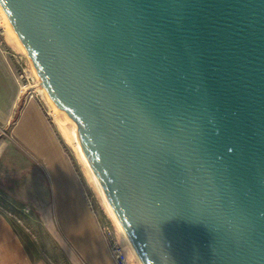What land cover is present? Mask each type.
<instances>
[{
    "label": "water",
    "instance_id": "1",
    "mask_svg": "<svg viewBox=\"0 0 264 264\" xmlns=\"http://www.w3.org/2000/svg\"><path fill=\"white\" fill-rule=\"evenodd\" d=\"M138 264H264V0H0Z\"/></svg>",
    "mask_w": 264,
    "mask_h": 264
},
{
    "label": "crops",
    "instance_id": "2",
    "mask_svg": "<svg viewBox=\"0 0 264 264\" xmlns=\"http://www.w3.org/2000/svg\"><path fill=\"white\" fill-rule=\"evenodd\" d=\"M18 49L6 34L0 46V264H56L29 251L10 219L18 208L42 216L47 231L58 239L59 264H114L54 128L37 104L29 100L21 105L16 62L4 53L17 54ZM50 111L55 117L51 106ZM7 151L16 156L4 157Z\"/></svg>",
    "mask_w": 264,
    "mask_h": 264
},
{
    "label": "rangeland",
    "instance_id": "3",
    "mask_svg": "<svg viewBox=\"0 0 264 264\" xmlns=\"http://www.w3.org/2000/svg\"><path fill=\"white\" fill-rule=\"evenodd\" d=\"M0 28L3 34V43H4L5 28L3 26L2 17L0 18ZM6 52L13 53L7 50ZM17 55L21 58L22 61L20 64L21 66L17 63H14V65L16 64L15 73H19L23 71L24 78L22 79L21 85L23 84L26 86V90L24 91L21 98V105H23L26 101L29 100L37 104L38 107L43 112L44 117L48 119V121L51 123L52 127L54 128L55 133L63 146V155L67 159L68 163L71 165L72 174L75 177H77V179L79 180V183L81 185L80 189L82 193H84L85 199L87 200V206L93 212V215L96 218L99 227L103 232L104 244L108 249L109 253L110 250L108 247V243H109L108 241L109 238L112 237L122 246H124L123 248H125L126 250L125 252H127L126 255L128 261H130V264H138L136 259H133L131 255L129 256L130 253L128 254V250L126 249V246L121 240L122 238L119 236L120 234L118 233L112 220L109 218L104 208L102 207L98 199L97 193L89 180V177L87 175L84 166L79 161L78 156L74 151L72 144L66 141L65 135L62 134V131L60 129L57 120L58 117L56 118L51 116L50 114L51 112L50 106L52 107L51 100L46 95L43 88L39 84H37L36 79L33 76L30 62L27 56L24 53H22L20 49ZM8 155H14V154L11 151H7V153L5 152L4 157H7ZM16 201L19 205H22L21 203H23L19 199H17ZM17 211H18L17 215L10 217V219L13 221L14 227L17 233L20 235L23 242L27 244L29 251H31V253L34 254L36 258L43 259L49 257L50 259L54 260L56 264H59L60 260L63 261V256L61 257V252H58L57 248L55 247V242H57L58 239L54 237L49 231H47L46 227L43 225L42 216H38L36 214L34 215L27 214L20 208H18Z\"/></svg>",
    "mask_w": 264,
    "mask_h": 264
},
{
    "label": "bare ground",
    "instance_id": "4",
    "mask_svg": "<svg viewBox=\"0 0 264 264\" xmlns=\"http://www.w3.org/2000/svg\"><path fill=\"white\" fill-rule=\"evenodd\" d=\"M0 15H1V17H2V22H3V26H4V28H5V33L9 36V39L11 38V39L14 40V42L16 43V45L18 46V48L22 51V53H24V54L26 55L24 48L22 47V45H21V43L19 42L17 36L15 35L13 29L11 28V26H10V24H9V22H8V20H7L6 16H5V14H4V12H3L1 6H0ZM1 17H0V18H1ZM6 34H5V35H6ZM11 41H12V40H11ZM14 45H15V44H14ZM19 49H18V50H19ZM30 66H31V69H32V72H33V76L35 77L37 84H39V85L41 86L40 79H39V77H38L36 71L34 70V68H33V66H32L31 64H30ZM23 90H24V89H23ZM49 99H50V98H49ZM51 103H52V107H53V109H54L55 112H56L55 117H56V118L58 117L57 120H58V123H59L60 129H61V131H62V134L65 135V137H66V141H68L70 144H72L73 149H74V151L76 152L79 161L82 163V165L84 166V168H85V170H86V172H87V175H88V177H89V180H90L91 184L93 185V187H94V189H95V191H96V193H97L98 199H99V201H100L102 207L104 208L105 212L107 213V215L109 216V218L112 220V222H113V224L115 225V227H116L118 233L120 234L119 236L122 238L121 240L123 241L124 245L126 246V249L128 250V254L130 253L129 256L131 255V257H132L133 259H136L135 256L133 255L131 249L129 248V246H128L126 240L124 239V237H123L121 231L119 230V228H118L116 222L114 221L112 215L110 214V212H109L107 206L105 205V203H104V201H103V198H102V196H101V194H100V192H99V190H98V187H97V185H96V183H95V181H94V179H93V176H92V174H91V172H90V170H89V167H88V165H87V163H86V161H85V159H84V156H83V154H82V152H81V150H80V148H79V145H78V143H77V141H76V139H75V137H74V134H73V132H72V130H71V128H70V125H69V123H68V121H67L65 115L62 113V111H60V110H59V109L53 104L52 101H51ZM60 117H61V118H60ZM136 261H137V260H136ZM137 263H138V262H137Z\"/></svg>",
    "mask_w": 264,
    "mask_h": 264
},
{
    "label": "built area",
    "instance_id": "5",
    "mask_svg": "<svg viewBox=\"0 0 264 264\" xmlns=\"http://www.w3.org/2000/svg\"><path fill=\"white\" fill-rule=\"evenodd\" d=\"M3 45V34L0 28V46ZM5 55L7 57H12L15 62L17 64H21V58L17 55V54H13V53H9L4 51ZM21 66V65H20ZM17 80L20 82V84L22 83V79L24 78V74L23 71L19 72V73H15ZM24 89L21 93L23 95L24 91L26 90V86L25 85H21L20 87V91ZM108 247L110 250V254L113 258L114 264H130V261H128L127 255L125 252V248H123L124 246H122L119 242H117L114 238L110 237L109 241H108Z\"/></svg>",
    "mask_w": 264,
    "mask_h": 264
}]
</instances>
